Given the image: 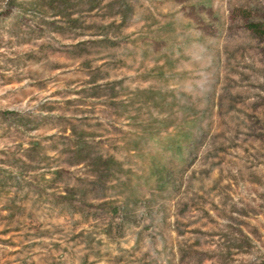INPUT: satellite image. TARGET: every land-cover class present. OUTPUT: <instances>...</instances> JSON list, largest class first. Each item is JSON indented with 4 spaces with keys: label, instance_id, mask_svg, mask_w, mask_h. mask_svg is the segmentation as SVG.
Instances as JSON below:
<instances>
[{
    "label": "rangeland",
    "instance_id": "rangeland-1",
    "mask_svg": "<svg viewBox=\"0 0 264 264\" xmlns=\"http://www.w3.org/2000/svg\"><path fill=\"white\" fill-rule=\"evenodd\" d=\"M0 264H264V0H0Z\"/></svg>",
    "mask_w": 264,
    "mask_h": 264
}]
</instances>
